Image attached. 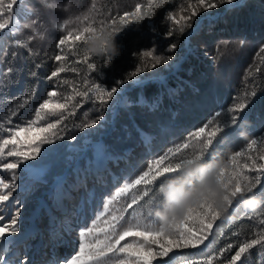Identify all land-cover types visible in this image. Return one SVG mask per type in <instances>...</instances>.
<instances>
[{
    "label": "trees",
    "instance_id": "trees-1",
    "mask_svg": "<svg viewBox=\"0 0 264 264\" xmlns=\"http://www.w3.org/2000/svg\"><path fill=\"white\" fill-rule=\"evenodd\" d=\"M10 2L3 0L0 5L4 8L0 22L12 15V23L18 21L20 28L15 36L9 35L8 30L0 33V109L15 107L26 101L24 107L17 110V116L12 118L13 125L27 126L26 122L35 118L34 112L39 104L49 99L47 93L50 91L60 93L50 99L66 102L67 96L74 95L72 89L87 91L96 84L106 89L117 87L112 99L103 104L76 96L68 109L75 114L69 115L56 130L58 137L52 138L51 143L41 144L40 154L35 159L21 162L16 169L15 183L18 190L13 193L20 200L16 207L24 210L20 214L29 213L38 204L40 196L53 202V192L58 188L54 181L63 175L59 186L62 185L63 190L67 189L69 195L66 199L73 202L78 193L83 194L88 202L92 190L93 198L90 204L85 205V209L93 205L92 214L95 218L102 210L103 201L110 199L125 183L134 182L147 170V165L169 148L188 142L190 134L202 127L216 111L230 107L234 102L247 101V107L238 114L237 124L232 126L233 131L226 138L221 139L223 133L217 136L210 149L213 158L206 155L204 161L221 158L227 161L234 151L243 150V146L251 139L260 141L264 138V0H232L231 4L226 0L215 9L198 13L192 21L193 29L197 31L190 39L197 49L209 51L212 58L199 57L202 63L198 70L202 73L195 80L193 78V84L183 83L179 101L168 98L160 77L168 76L166 82L172 86L176 83L173 79H177V76L171 70L184 54L188 33L192 29L186 30L184 34L168 36L170 22L167 12H178L184 0H168L163 6H160L161 0H155L151 9L148 5L153 0H47V5L42 4L41 0H24L22 5L19 2L14 5L9 13L6 5ZM137 4L142 5L144 15L140 22L111 24L113 19L118 21L124 13L134 11ZM86 14L89 20L82 19ZM183 14L187 15L186 12ZM247 17L252 18L249 20ZM64 20L70 23L61 31L56 25ZM89 26L120 29L116 37L120 45L117 58L111 60L106 56L86 54L83 41L66 44L62 50L57 47L58 41L69 33L76 35ZM153 28L156 30L153 31ZM204 39L209 43L205 45ZM16 40L27 47L17 46ZM172 44H175L174 49L171 48ZM145 52L161 57L170 55L172 59L151 67L152 57H145ZM58 54L67 56V59L56 61L54 57ZM89 64H95V69L89 68ZM61 65L66 67V71L49 81L47 77ZM188 65L192 66L190 61L183 67L187 69ZM193 65L190 70L183 69L181 73L193 75L196 69ZM132 73L136 75L131 76ZM64 80L68 83L63 84ZM137 81L142 83L134 84ZM161 89L163 94L160 93ZM252 92L256 95L251 96ZM123 95L128 103L121 105ZM57 118L46 117L35 126H45ZM93 120L97 122L92 127H85ZM3 135L0 133V136ZM100 140L103 141L102 149L106 158L102 167L96 169L94 158L97 152L93 143ZM194 150L197 149H182L174 159L190 156ZM77 157L79 167L75 168ZM15 159L9 158L10 161ZM177 174L166 173L153 182L151 192L155 195L152 202H141L145 213L151 211L155 216V210L161 207L158 194L160 185ZM0 178L8 182L7 173H0ZM142 187L137 186V189ZM48 189L51 191L46 193ZM137 189L125 193L114 202V207L119 209L131 196L140 195ZM262 189L264 181L253 192L262 200L257 210L245 209L240 199L236 209L224 214L226 223L218 230L219 235L210 237L213 242L205 251L214 252L230 242L236 245L252 238L254 233L264 227L259 223L260 219H264ZM31 203L33 206L28 208ZM134 208L137 214L141 212L139 205ZM94 218L90 220L89 226ZM19 222H22V218ZM35 222L40 228L46 226L44 206ZM214 231H217L215 226ZM133 239L129 238L127 242ZM235 250L226 252L224 256L234 254ZM245 255L247 259L242 258L238 264H264V247L260 245ZM185 258L203 259L204 253L185 250L179 257V264H183ZM213 264L218 262L214 261Z\"/></svg>",
    "mask_w": 264,
    "mask_h": 264
},
{
    "label": "snow or ice",
    "instance_id": "snow-or-ice-1",
    "mask_svg": "<svg viewBox=\"0 0 264 264\" xmlns=\"http://www.w3.org/2000/svg\"><path fill=\"white\" fill-rule=\"evenodd\" d=\"M18 2L22 5L24 0H11L6 5L9 13L12 12L13 6L17 5ZM154 2L155 0L149 3L150 9ZM165 2L168 0H161L160 6H163ZM225 2L226 0H184V4L181 5L178 12H167V20L170 22L167 35L184 34L186 30L192 29L188 33L190 38L197 31V29H193L192 21L198 13L201 10L215 9ZM227 2L231 4L232 0H227ZM41 3L47 5V0H41ZM2 4L3 0H0V5ZM3 12L4 8L0 7V16L3 15ZM185 12L187 15L183 14ZM143 18L142 5L137 4L134 11L124 13L118 21L113 19L111 24L115 25L119 22L123 25H129L138 23ZM82 19L89 20V15H84ZM12 21L13 16L8 15L7 19L0 22V33L8 30L9 35L15 36L20 25L18 21L15 24ZM68 23H70L69 20H64L56 27L63 31ZM90 29H94V27H84L76 35L69 33L65 38L58 41L57 47L62 50L66 44L83 41ZM155 30L153 28V31ZM15 44L27 47L19 40H16ZM171 48L174 49L175 44H172ZM143 55L152 57L151 67H156L166 60L172 59L170 55L167 57L153 56L152 52H145ZM54 59L62 61L66 60L67 56L58 54ZM88 67L95 69L96 65L89 64ZM140 70L142 69H137V71ZM11 71L12 69L9 68V72ZM65 71L66 67L61 65L52 71L47 79L53 81V78ZM72 71L75 72L76 69L73 68ZM135 75L136 73L131 74V76ZM138 82L136 83L138 84ZM62 83L67 84L68 81L64 80ZM72 91L74 95L67 96L66 102L50 99L60 95L57 91L48 92L49 99H45L39 104L34 112L35 118L27 121V126L13 125L12 119L17 116V110L24 107L26 101L17 104L15 107L0 109V133L4 134L0 136V173L8 174V182L0 180V222H3L0 223V243H14L9 237L19 230L17 224L20 210L16 206L20 204V200L18 197H13V193L17 189L15 183L17 180L16 169L20 167L21 162L35 159L40 154L41 144L51 143L52 138L58 137L59 133L56 130L69 115L75 114L74 111L69 112L68 109L70 102L76 96H81L93 103L99 101L103 104L112 99L113 94L117 92V87L106 89L102 85L96 84L88 88L87 91L81 92L75 91V89ZM255 95V92L251 93V96ZM246 107L247 101L242 100L234 102L230 107L216 111L202 127L190 134L188 142L175 148H169L158 159H154L147 165V170L143 171V174L139 175L134 182L125 183L115 191L110 199L103 201L102 210L95 215L91 226H85L84 230L79 232L78 250L71 257H65L63 264H179V257L185 250L203 252L204 258L199 260L185 258L183 264H213L214 261H217L218 264H238L242 258L247 259L245 254H248L250 249L257 245L264 247V227H262L260 231L253 234L252 238L244 239L236 245L230 242L214 252L205 251L213 242L210 237L214 238L219 235L218 230L222 229L226 223L223 219L224 214L229 213L230 209L237 208L240 196L244 194L245 190L254 192L264 181V138H261L260 141L251 139L243 146V150H236L228 157L227 166L222 169L221 177L228 192L225 197L226 212H221L211 203L204 202L198 207L189 209L181 221L173 220L168 224H160L151 211L147 213L143 211V204L152 202L155 195L151 192L153 182L166 173H178L181 165L191 156L204 159L208 155L209 158H213L210 149H212L217 136L223 133L224 136L221 139L226 138L233 131L232 126L237 124L238 114L243 112ZM62 113L63 115H61ZM53 116L58 117L54 122H47L42 127L35 126L39 121L45 120L46 117ZM96 122L93 120L91 124H85V127H92ZM238 135L242 136L243 134L238 133ZM258 145L259 147H257ZM190 147L197 150H194L190 156L181 157L179 160L174 159L182 149H189ZM10 157L16 159L10 161ZM25 167L29 166L26 165ZM137 186L143 187L137 189ZM131 189H137L141 194L131 196L124 206L119 209L115 208L114 202ZM6 202L8 207L14 209L12 214L7 217L3 214ZM137 205L141 207L139 214L134 208ZM251 218L250 216L249 219ZM259 223L264 226V219H260ZM214 226L217 231H214ZM129 238L135 239L127 242ZM234 248H236L234 254L224 256L226 252L232 253ZM0 264H4L2 256H0ZM56 264H60V262L57 261Z\"/></svg>",
    "mask_w": 264,
    "mask_h": 264
},
{
    "label": "clouds",
    "instance_id": "clouds-1",
    "mask_svg": "<svg viewBox=\"0 0 264 264\" xmlns=\"http://www.w3.org/2000/svg\"><path fill=\"white\" fill-rule=\"evenodd\" d=\"M120 29L101 27L90 29L84 37L86 54L106 56L114 60L120 55L117 35ZM227 166L221 158L204 161L198 156L189 157L180 167L177 175L167 179L158 189L161 207L154 212L160 224H168L175 220L181 221L189 209L198 207L204 202L211 203L221 212H226L225 197L228 192L222 181V169ZM245 209L255 211L262 203L252 190H245L240 196Z\"/></svg>",
    "mask_w": 264,
    "mask_h": 264
},
{
    "label": "rangeland",
    "instance_id": "rangeland-1",
    "mask_svg": "<svg viewBox=\"0 0 264 264\" xmlns=\"http://www.w3.org/2000/svg\"><path fill=\"white\" fill-rule=\"evenodd\" d=\"M214 18H216L215 16H213ZM44 19L46 18V16L43 17ZM231 18V17H230ZM252 17H247V19H251ZM200 28V27H198ZM203 43V41L201 42ZM208 42V40L204 39V44L206 45ZM203 44V45H204ZM185 51H184V54L180 57V59L177 61V63L175 64L174 68L171 70V72L173 73V75H176L177 76V79H173L175 83L174 86L170 85V84H167L166 82V78H168V76L165 78L164 76L163 77H160V79H162L164 81V87L163 89L166 90V95L168 96L169 99H173V100H176V101H179V97L181 98V92H182V89H184V85L183 83L185 82L186 85H191L193 84L192 81H193V78L195 80L196 77H198L199 73L202 71H199L198 69L201 68L200 67V63H202L201 60H198L199 57H203V58H208V59H211L212 58V55L209 54L210 52L207 51V50H204L203 48H200V49H197V46L196 44H193V41L188 38L187 42L185 43V47H184ZM191 62L192 66L193 63L195 64V71L193 73V75L191 76H187L186 74H183L181 73V70L185 69V67H183V65L185 63H188V62ZM211 61V60H210ZM192 66L188 65L187 66V69H185L186 71L190 70L192 68ZM170 77V76H169ZM138 83H142L141 81H139ZM136 84V82L134 83ZM163 89H161L160 93L163 94ZM126 96H122L121 98V101H120V104L123 105V104H126L128 103L127 100H125ZM175 98V99H174ZM85 141L89 142V140L85 139ZM101 141V140H100ZM98 141V142H94L93 143V146L96 148V152H97V155L95 156L94 158V163L95 165L99 164L100 161H102L104 158H106V155L104 154L103 152V141ZM71 147H74V146H71ZM79 167V162H78V157L76 158L75 160V168H78ZM75 181V180H74ZM55 199L58 200L59 199V194L57 193L56 196H55ZM58 202H61L58 200ZM39 205H41L43 202L42 201H38ZM59 204V203H58ZM63 204L66 205V208L68 209V205L66 203L63 202ZM62 204V205H63ZM32 205V203L28 206V208H30ZM69 211V210H68ZM56 213L58 212V210L55 211ZM62 213L60 212L59 214V218L61 217V219L63 220V225H59V227L62 229V232H67L68 231V227L70 226V220H69V217L68 215H61ZM66 214H69V213H66ZM25 214L21 215L20 218H24ZM57 237H60L59 235V232H54L50 235V239H53L54 240H51V243L52 245H55L56 249L58 250H62L63 253L65 252V246L63 245L64 244V238L61 239V241L59 242V244L57 243ZM65 237V235H64ZM68 238V237H66ZM43 241H47V239H43ZM61 247V248H60ZM55 249V251H57ZM54 253V251H51ZM25 264H28L25 262ZM56 264V263H55Z\"/></svg>",
    "mask_w": 264,
    "mask_h": 264
}]
</instances>
